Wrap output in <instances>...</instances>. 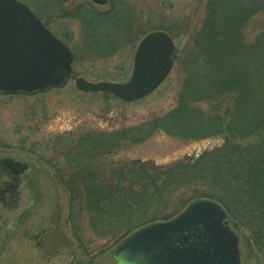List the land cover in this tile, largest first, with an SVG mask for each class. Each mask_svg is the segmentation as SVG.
I'll return each instance as SVG.
<instances>
[{
    "label": "trees",
    "instance_id": "1",
    "mask_svg": "<svg viewBox=\"0 0 264 264\" xmlns=\"http://www.w3.org/2000/svg\"><path fill=\"white\" fill-rule=\"evenodd\" d=\"M23 1L71 47L72 73L79 61L111 56L154 29L176 42L180 80L175 105L166 112L134 125L66 130L29 144L66 189V226L86 257L76 264H92L135 230L169 220L198 199L214 200L226 211L239 236L241 264H264V0H205L197 23L191 14L171 17L163 5L161 13L150 10L144 18L136 0L104 6L84 0L70 12L64 5L69 0ZM260 13L250 37L252 17ZM54 16L79 21L78 32L57 30ZM120 71L98 78L123 81L128 65ZM159 130L222 142L164 164L119 155Z\"/></svg>",
    "mask_w": 264,
    "mask_h": 264
},
{
    "label": "rangeland",
    "instance_id": "2",
    "mask_svg": "<svg viewBox=\"0 0 264 264\" xmlns=\"http://www.w3.org/2000/svg\"><path fill=\"white\" fill-rule=\"evenodd\" d=\"M81 1L84 0H69L64 4L66 10L70 12ZM136 1L144 8V18L150 10L161 13L163 5L169 7L166 11L171 17L191 14L195 23L203 16L205 4V0ZM262 17L261 13L252 17L254 24L250 37L257 33L259 24H256ZM51 19L57 30L65 28L74 34L78 32L79 21L75 19L64 16ZM137 42L126 44L111 56L79 61L75 65L77 71L63 87L30 95L0 93V156H14L31 164V174L27 175L25 185L20 188L23 195L17 207L0 208V264H76L79 260L86 261L66 226V189L58 183L53 170L30 153L28 147L35 139L41 140L66 130L110 129L138 124L173 107L180 80L175 61L170 73L153 91L134 101L101 92H82L75 87L77 76L91 81L108 80L98 76L117 75L123 64L128 65V78ZM23 138H26L24 145L21 143ZM249 141L243 140L242 143ZM221 142V137L186 140L159 130L145 141L119 152V155L164 164L193 156ZM114 249V246L108 247L92 264H115ZM248 264L257 263L251 260Z\"/></svg>",
    "mask_w": 264,
    "mask_h": 264
},
{
    "label": "water",
    "instance_id": "3",
    "mask_svg": "<svg viewBox=\"0 0 264 264\" xmlns=\"http://www.w3.org/2000/svg\"><path fill=\"white\" fill-rule=\"evenodd\" d=\"M175 48L168 32L151 30L138 40L126 80L91 81L77 76L74 85L82 92H106L125 101L140 99L170 73ZM73 60L72 49L26 2L0 0L1 94L30 95L63 87L71 77ZM0 163H7L15 179H22V188L30 163L9 155L0 156ZM112 254L115 264H241L239 236L228 224L224 208L211 199L195 200L169 220L140 227Z\"/></svg>",
    "mask_w": 264,
    "mask_h": 264
},
{
    "label": "flooded vegetation",
    "instance_id": "4",
    "mask_svg": "<svg viewBox=\"0 0 264 264\" xmlns=\"http://www.w3.org/2000/svg\"><path fill=\"white\" fill-rule=\"evenodd\" d=\"M26 177L27 176H23V180H25ZM21 182L22 179H15L14 173L9 169L7 163H0L1 209H12L18 204L19 199L23 195V192L19 189L21 187Z\"/></svg>",
    "mask_w": 264,
    "mask_h": 264
}]
</instances>
